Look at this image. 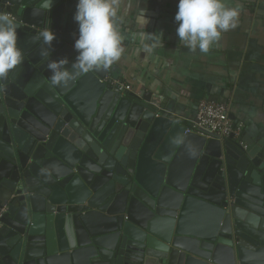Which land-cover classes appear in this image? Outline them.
<instances>
[{"label": "water", "instance_id": "obj_1", "mask_svg": "<svg viewBox=\"0 0 264 264\" xmlns=\"http://www.w3.org/2000/svg\"><path fill=\"white\" fill-rule=\"evenodd\" d=\"M76 3L0 0L23 57L0 78V264H264V133L186 131L109 69L53 85Z\"/></svg>", "mask_w": 264, "mask_h": 264}, {"label": "crops", "instance_id": "obj_2", "mask_svg": "<svg viewBox=\"0 0 264 264\" xmlns=\"http://www.w3.org/2000/svg\"><path fill=\"white\" fill-rule=\"evenodd\" d=\"M239 10L235 28L208 52L190 51L176 34L177 0H119L114 23L123 53L112 82L189 122L201 100L226 103L242 134L264 133V0H223ZM8 193L0 186V207Z\"/></svg>", "mask_w": 264, "mask_h": 264}, {"label": "clouds", "instance_id": "obj_3", "mask_svg": "<svg viewBox=\"0 0 264 264\" xmlns=\"http://www.w3.org/2000/svg\"><path fill=\"white\" fill-rule=\"evenodd\" d=\"M52 0H46L50 10ZM119 0H77L73 19L78 34L73 47L77 52L73 71L66 67L67 58L50 60L47 69L53 85H67L76 70H107L123 53L122 38L114 19ZM239 10L227 6L223 0H177L174 15L179 41L190 51L208 52L223 32L237 26ZM46 45L55 38L53 31L41 33ZM17 26L7 15H0V78L14 70L22 62V50L18 47Z\"/></svg>", "mask_w": 264, "mask_h": 264}, {"label": "built area", "instance_id": "obj_4", "mask_svg": "<svg viewBox=\"0 0 264 264\" xmlns=\"http://www.w3.org/2000/svg\"><path fill=\"white\" fill-rule=\"evenodd\" d=\"M114 83L118 84L120 90L131 91L129 85H125L119 81H115ZM186 131L222 141L227 139L231 134L234 139L238 138L241 135L242 127L233 123L229 117L226 103L201 100L197 105L195 117L190 120V125ZM3 211L4 207H0V218Z\"/></svg>", "mask_w": 264, "mask_h": 264}]
</instances>
